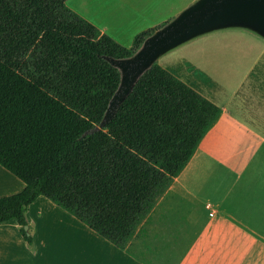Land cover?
Segmentation results:
<instances>
[{
	"label": "trees",
	"instance_id": "trees-1",
	"mask_svg": "<svg viewBox=\"0 0 264 264\" xmlns=\"http://www.w3.org/2000/svg\"><path fill=\"white\" fill-rule=\"evenodd\" d=\"M67 0H0V165L25 183L0 197V222L41 195L125 248L222 109L155 62L100 130L121 71L169 21L119 43Z\"/></svg>",
	"mask_w": 264,
	"mask_h": 264
},
{
	"label": "crops",
	"instance_id": "crops-1",
	"mask_svg": "<svg viewBox=\"0 0 264 264\" xmlns=\"http://www.w3.org/2000/svg\"><path fill=\"white\" fill-rule=\"evenodd\" d=\"M195 1L66 3L129 47L139 32L172 20ZM235 27L256 31L218 29ZM219 59L225 65L220 72L187 83L222 112L125 248L41 195L26 214L32 242L17 219L0 222V264H264V53ZM243 62L248 66H239ZM24 187L0 165V197Z\"/></svg>",
	"mask_w": 264,
	"mask_h": 264
},
{
	"label": "water",
	"instance_id": "water-1",
	"mask_svg": "<svg viewBox=\"0 0 264 264\" xmlns=\"http://www.w3.org/2000/svg\"><path fill=\"white\" fill-rule=\"evenodd\" d=\"M231 26L248 27L264 36V0H196L149 36L132 57H107L120 69L121 82L102 122L85 134L100 130L113 119L139 77L161 55L196 35Z\"/></svg>",
	"mask_w": 264,
	"mask_h": 264
},
{
	"label": "rangeland",
	"instance_id": "rangeland-1",
	"mask_svg": "<svg viewBox=\"0 0 264 264\" xmlns=\"http://www.w3.org/2000/svg\"><path fill=\"white\" fill-rule=\"evenodd\" d=\"M237 52L264 53L263 35L239 27L214 29L182 42L161 55L156 62L185 82L194 83L208 81V73L215 75L225 66L220 67L223 60L217 62V59ZM193 62L199 64L200 68L194 67ZM239 66L246 67L248 62Z\"/></svg>",
	"mask_w": 264,
	"mask_h": 264
}]
</instances>
